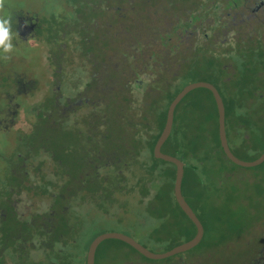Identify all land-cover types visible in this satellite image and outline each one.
I'll return each mask as SVG.
<instances>
[{
    "label": "flooded vegetation",
    "instance_id": "1",
    "mask_svg": "<svg viewBox=\"0 0 264 264\" xmlns=\"http://www.w3.org/2000/svg\"><path fill=\"white\" fill-rule=\"evenodd\" d=\"M79 2L82 14L78 15L77 22L63 26L64 32L73 30L75 34L74 40H69L71 47L78 45L75 52L68 51L69 44L58 40L62 36L54 34L50 24L43 35L36 36L40 21L35 15L27 19L13 18L18 21L19 41H14L17 45L19 42L26 45L28 40L43 39L46 35V79L43 84H37L35 78L12 73L0 92L5 102L0 109V136L4 135L7 140L6 145L4 141L1 144L4 148L0 147V264H87L90 245L102 235L97 234L100 217L112 220V195L131 193L132 184L126 176L132 171V163L140 157L139 149L145 145L146 134L141 130L139 142V125L126 118L128 107L141 119L145 116L138 109L142 104L136 105L130 94L147 98L158 69L172 67L179 72L184 57L199 59L191 66L201 68V72L209 71V80L205 82L213 85L214 74L208 68L219 65L215 58L221 53L225 89L220 91L213 86L219 94L222 92L224 100L233 97L241 105L240 113L234 116L238 118L231 134L226 132L230 152L243 162H253L264 152V0H205L206 15L193 14L195 18L188 29L172 28L175 45L168 50L173 56L172 65L160 61V65L149 70L146 54L135 63L130 57L125 59L124 79L116 77L119 64L112 67V53L100 58L95 49L101 32L102 39H109L111 32L106 30L111 27L107 23V28L101 30L97 13L105 15L110 10V14L112 5L108 7L107 0ZM203 8L199 6L195 12ZM209 9L214 16L211 22ZM233 11L239 20L225 21L224 12L234 21ZM180 15L179 11L177 18ZM132 25L136 28L135 22ZM142 43L135 40L133 50L140 52L136 46L142 47ZM160 51L163 52L161 46ZM232 51L235 55L229 53ZM148 72L152 79L146 74V80L136 79ZM16 96H19V105L13 103ZM124 97L130 101L123 100ZM28 103L32 105L26 108ZM118 106L124 108L114 118L119 128L113 140L112 114ZM195 107L192 109L196 110ZM131 125H135V131ZM255 142L260 150L253 157L243 159ZM215 158L197 161L198 166L208 167L209 171L206 189L190 192L198 201L205 194L220 195L208 188L211 184L217 187L212 176L214 166L220 161ZM221 159L241 167L225 155ZM221 174L227 178L238 176L232 169H223ZM182 196L204 230L199 215L204 213V207ZM173 199L176 203L174 196ZM147 201L146 196L140 200L146 210ZM176 206L171 209L157 206V210L161 209L158 223L161 229H170L169 225L182 218L179 212L182 210L177 203ZM183 215L193 230L191 240L196 235V227ZM255 225L253 222L252 227ZM204 235L197 246L203 242ZM256 239L257 243L252 238L241 249H245L246 257L236 256V264H264V237ZM100 245L95 250L94 264H98ZM203 254L206 253L188 254L169 264H205L201 262Z\"/></svg>",
    "mask_w": 264,
    "mask_h": 264
},
{
    "label": "rangeland",
    "instance_id": "2",
    "mask_svg": "<svg viewBox=\"0 0 264 264\" xmlns=\"http://www.w3.org/2000/svg\"><path fill=\"white\" fill-rule=\"evenodd\" d=\"M107 2L112 5V0H107ZM204 2L205 0H127V4H125L123 8L124 13L121 15V19L124 21L122 20L120 22H116L120 15L115 16V14H113L112 16V12L108 14L110 10L107 11L105 15L97 13L100 20L109 19L111 27L106 30H111V32L109 39H102L104 34L101 32L100 42L95 45L96 53H98L100 58H102L104 54L112 53V67L115 63L119 64L117 73L120 71L119 74L121 75H125V59L129 60L130 57L132 58L131 62L135 63L139 60L140 56L146 54L149 70L154 65H160V61L171 63L173 61V56L169 51H171L172 47L175 45V36L172 35V28H177L176 26H179L180 30L188 29L190 23L195 18L192 16L193 14L206 15L207 10L205 9ZM5 3L8 8L14 11L13 18L18 16L27 19L35 15L34 18L39 19L40 25L36 30V36L43 35L50 24L53 33L57 36H62V39L58 40H62L69 44L68 51L75 52L79 49L78 45H73V48L69 43V40H74L75 34L73 30L68 32L63 31V26L65 24L73 23V8L70 6V3H73L72 0H5ZM88 3L89 0H84V4ZM180 5L186 6L188 9L186 12L190 13L185 18L183 16L177 18V14L179 13L177 6L181 8ZM199 6H203L204 8L196 13L195 11L199 10ZM210 9L208 12L209 22H211V19H214ZM235 13L236 11L231 13V18L234 19L233 21L226 16L227 12H224L223 16L225 21L229 23L237 22L239 19ZM107 14L108 16H106ZM133 22H135L136 28L133 27ZM99 24L100 28H102L101 30H105L103 26L105 27L107 25L101 22H99ZM122 29H127L122 35L126 41V46L116 43L120 42L118 34ZM136 29H138V31H135ZM159 35H161L162 38H156ZM45 38L46 35L43 39L39 38V40L35 39L34 41L28 40L26 45L21 42H19L18 45L15 43V50L10 54V58L8 59H4L3 55L0 54V92L1 88L8 83L12 73H23L27 78H35L37 80L36 82H38L37 84H43L45 82ZM135 40L143 42L142 47L140 45L136 46V50L140 52L133 50ZM169 40L170 44L167 45L166 42ZM54 41L56 42L55 39ZM157 43L163 48V52L160 51V46ZM165 46L167 47L164 49ZM74 60L77 61L78 59L74 58ZM140 63L141 62H138V64ZM145 74L148 75L147 78L152 79L149 72L148 74L144 73L142 78L136 79L146 80ZM191 76L193 77L192 80L188 79L185 84L179 87L183 88L197 81H208L209 71L204 70L196 73L195 76ZM219 89L222 91L223 87H219ZM18 97L19 96H16L13 100L14 104L19 105ZM145 97L146 95L142 97V99L141 96L136 93L130 94V99L132 98L137 105L143 104ZM197 104L198 108L196 107V110H193L192 108ZM29 105L31 106L32 104L28 103L27 107L24 106L29 108ZM4 106V99L0 96V109ZM140 107H142V105ZM118 109L120 108L114 107L112 114V126L114 129L113 140H115L117 129L119 128L118 121H114V118H117L116 114ZM177 110V116L180 115V117L176 116V123L179 124V126L183 120H188L189 126H193L195 129L198 128L197 130L199 131L201 123L213 121V123H210V126L213 127L211 133L216 134L217 111L210 94L205 89H196L189 92L182 99ZM256 110H260V107H256ZM230 119H228L227 116L225 120L227 134H231L230 129L232 120ZM118 120L120 119L118 118ZM133 120L134 123H137L135 118ZM203 128L204 126H201L200 131H202ZM3 141L6 145L7 140L4 135L0 136V147L2 148H4L1 145ZM259 150L260 146L255 142L254 148L251 149L250 153L247 154L246 157H243V159L253 157ZM216 155L220 163L218 162V164L214 166L215 170H213L212 177L213 183L217 184V187L215 188V186L211 184L208 188L212 191H218L220 195L211 197V195L207 196L205 194L203 198L198 201L191 196V191L186 194V197L191 202L198 203L199 206L204 207V213L199 214L204 224L205 234L204 240L200 246L186 251V253H181L182 255L178 254L161 260H148L122 244L120 241L110 239L103 241L99 247L100 256L97 259L98 264H169L175 260L177 261L179 258H186L188 254L193 253H206L201 256V262L205 264H236V256L241 254L242 259L246 257L245 249L242 251L241 249L246 247L252 238L254 242L257 243L256 238L261 239L264 237V164L256 168H242L224 163L220 158L219 151ZM141 157L143 158V165L147 167V154L143 152ZM149 158L150 161H148V165H157L158 172L154 175H158L161 178L156 182L159 184L160 189L156 192L152 191V195L154 196L155 194V197L162 200V204L168 207V196L172 194L171 178L173 168L169 164L156 163L151 156ZM191 164L197 166L200 178L202 182L206 184L208 182V167L205 169V166H198L196 160H193ZM223 169H232L235 173H238V176L233 178L223 177L221 174ZM143 177L146 178L145 172L142 174L140 169L135 167L128 176H126V180L129 184H136L141 183ZM153 190H157V187H154ZM132 197V190L129 195H112V220H104L100 217L101 223H98L100 228L97 234L116 233L128 236L156 255L165 254L190 241L189 238L193 230L183 218L178 219V228H176L174 222L173 226L169 225L170 229L168 230L161 229L160 224L155 225L154 227H156L158 233L157 237L153 240H149V236L141 234L143 230L138 228V224L142 222L136 220V214H140V218L145 219L146 209L140 201H137L135 209H133L131 207ZM150 199L151 198L148 199L147 204L152 203ZM155 206L157 208V204H155ZM143 214L145 215L143 216ZM253 222L256 224L254 227H252ZM153 225L154 223L152 226ZM226 250L229 251L226 253Z\"/></svg>",
    "mask_w": 264,
    "mask_h": 264
},
{
    "label": "trees",
    "instance_id": "3",
    "mask_svg": "<svg viewBox=\"0 0 264 264\" xmlns=\"http://www.w3.org/2000/svg\"><path fill=\"white\" fill-rule=\"evenodd\" d=\"M73 3H70L69 5L72 6L73 11H72V18L73 22H77L78 20V15L82 14L81 11L82 9L80 6L82 3L79 2V0H72ZM127 4V0H112V16L115 14V16L120 15V17H116L117 20L116 22H120L123 19H121V15L124 13V6ZM108 7H110L109 4H107ZM177 6V10L180 11V17L181 16H187L186 6L180 5ZM185 18V17H184ZM100 20V19H99ZM124 21V20H123ZM102 24H110L109 19L106 20H100ZM103 28H107L106 26ZM127 30V29H126ZM126 30H120V33L118 34V37L120 38V42H116L119 45H125L126 46V41L124 37L122 36ZM128 32V31H127ZM230 54H234L236 52H229ZM219 57H216V61H218L219 65L218 66H212L208 68L212 73L214 74L215 78V83L212 82V84L219 90V87L217 84L221 85L223 89H225L223 82H222V69H221V63L223 62L222 59L220 58V54H217ZM198 57L204 61V57H201L198 55ZM235 59V57L233 58ZM236 60V59H235ZM194 61H200L199 59H194L190 57H184L182 60L181 64V69L179 72L176 70L174 71L172 67H165V68H159L156 75L154 76L153 83L149 86L148 90V95L147 98H145L144 103L142 104V107L138 106L139 110L143 111V114L145 115L143 119H141L138 115H135L134 112L128 107L126 109L127 115L126 118H131V119H136L137 124L139 125V135H137L138 141H141V130H143V134H146V138L143 139L145 141V145L139 149V154L140 157L132 163V170L137 167L140 169V172L143 174L145 172L146 178L143 177L141 183H136L132 184V192H133V201H132V208L135 209V205L137 201H140L143 196H146L148 199L151 198L152 203L147 204V210L145 211V219L140 218V214H136L137 221L142 222L139 223L137 226L138 228L143 230V233L148 237L149 240H153L155 237H157L158 231L156 230L155 225H157L161 219H160V213L161 209L156 208L155 203L157 206H164L162 204V200H159L157 197L152 195V191L156 192L160 189L159 184L156 183L159 181L161 178L158 175H154L155 173L158 172L157 165H148V161H150V156L154 159L156 163H163V164H169L172 166L173 171H172V178H171V196H168V207L167 208H172L173 206H176V203L173 199V183H174V177H175V166L171 163H166L162 162L159 160H156L153 157V147L160 136L163 127L165 125V120H166V113L167 109L172 102V100L176 97V95L184 88H180L179 86H182V84H185L188 79H193L191 75H194L198 72H201V68H196L191 66V63ZM172 65V62L169 63ZM120 72V71H119ZM117 73L116 77L117 78H126L125 75H121ZM198 82V81H197ZM120 84V83H118ZM187 86V85H186ZM207 91V90H206ZM221 91V90H220ZM219 91V92H220ZM223 91V90H222ZM225 91V90H224ZM212 99V102L215 106V101L213 99L212 94L207 91ZM222 96V92H220ZM222 100L225 106V120L228 119L232 120L231 121V129H233V126L235 122L237 121L238 114L240 113L241 110V105L240 101H238L235 98L227 99L222 96ZM125 101L129 100V97H124ZM130 101V100H129ZM180 104V103H179ZM178 104V105H179ZM199 104V103H198ZM196 105V107L198 106ZM137 105V104H136ZM178 105L175 109L174 112V121H173V128L170 136L168 137L167 141L164 143L162 146V153L175 157L179 160H181L184 163V177H183V182H182V194L186 195L187 192L192 191V189L195 190H201V189H206L204 187L205 183L202 182L200 178V174L198 172V168L196 169V165L191 164L193 160H209L213 157L217 158V153L219 151L220 153V158L223 157V152L221 151V147L219 144V138H218V116H217V129H216V134L211 133L213 130V127L210 126L209 121L203 122V124H200L201 126H204L203 130L199 131L197 130L198 128L195 129L193 126H189L188 120H183L179 126V124L176 123V116H177V108ZM119 107V106H118ZM195 107V109H196ZM119 108H124L123 106H120ZM198 108V107H197ZM121 112L120 109L117 110V113ZM180 111V110H179ZM217 111V109H216ZM122 113V112H121ZM230 115V116H229ZM117 116V114H116ZM177 117H180L177 116ZM230 117V118H229ZM125 118V120H126ZM117 121V120H115ZM133 128V131H135V125H131ZM184 126V128H183ZM142 127V129H141ZM219 149V150H218ZM145 152L147 154V167L143 165V158L141 157L142 153ZM260 153V152H259ZM259 155V154H258ZM215 158V159H216ZM154 187H157V190H153ZM164 191V190H163ZM165 192V191H164ZM165 204V203H164ZM179 211V210H178ZM170 212H174V210H170ZM182 218L186 219L185 216L181 211H179ZM143 214V216L145 215ZM179 216V215H178ZM139 218V219H138ZM187 220V219H186ZM154 225L152 226V224ZM193 224V223H192ZM176 225L179 226V223L176 222ZM136 226V225H135ZM135 229V227H134ZM149 231V232H147ZM147 239V238H146ZM190 239V238H189ZM122 243V242H121ZM124 244V243H122ZM127 246L126 244H124ZM129 247V246H127ZM130 248V247H129ZM132 249V248H130ZM133 250V249H132ZM135 251V250H133ZM136 252V251H135Z\"/></svg>",
    "mask_w": 264,
    "mask_h": 264
},
{
    "label": "water",
    "instance_id": "4",
    "mask_svg": "<svg viewBox=\"0 0 264 264\" xmlns=\"http://www.w3.org/2000/svg\"><path fill=\"white\" fill-rule=\"evenodd\" d=\"M196 89H205L209 91L213 99L215 101L216 109H217V116H218V138H219V144L221 147V150L223 154L234 164L241 166V167H255L264 162V152L260 156L259 159L253 161V162H243L237 159L231 152L228 146L227 142V135H226V124H225V106L223 103V100L218 93L217 89L206 82H194L187 86H185L172 100L170 103L167 113H166V120L165 125L163 127V130L158 137L154 147H153V157L156 160L171 163L175 166V177H174V184H173V194L174 198L176 200V203L182 210V212L188 217V219L194 224L196 227V235L188 242L172 249L171 251L165 253L156 255L145 249L142 245L137 243L134 239L122 235V234H116V233H104L100 236H98L90 245L88 255H87V264H94V254L97 246L101 244L105 240H117L120 241L133 250H135L138 254L145 257L148 260H161L166 259L171 256H175L181 253H185L186 251H189L193 248H195L201 241L203 237V227L199 220L197 219L196 215L193 213L192 209L188 206V204L185 202L183 196H182V182L184 177V163L172 156L166 155L162 153L161 149L164 143L167 141L168 137L170 136L173 128V121H174V112L177 107V105L182 101V99L191 91Z\"/></svg>",
    "mask_w": 264,
    "mask_h": 264
},
{
    "label": "clouds",
    "instance_id": "5",
    "mask_svg": "<svg viewBox=\"0 0 264 264\" xmlns=\"http://www.w3.org/2000/svg\"><path fill=\"white\" fill-rule=\"evenodd\" d=\"M13 12L6 6L5 0H0V54L4 59L10 58L16 47L14 41H19L18 21L13 19Z\"/></svg>",
    "mask_w": 264,
    "mask_h": 264
}]
</instances>
